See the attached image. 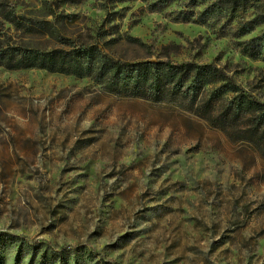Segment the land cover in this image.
<instances>
[{"label":"rangeland","instance_id":"1","mask_svg":"<svg viewBox=\"0 0 264 264\" xmlns=\"http://www.w3.org/2000/svg\"><path fill=\"white\" fill-rule=\"evenodd\" d=\"M186 2L0 6L40 17L51 5L70 31L111 27L128 59L171 45L174 61L215 63L264 103V61L244 55L224 21H175ZM0 264H264V154L175 105L0 67Z\"/></svg>","mask_w":264,"mask_h":264},{"label":"trees","instance_id":"2","mask_svg":"<svg viewBox=\"0 0 264 264\" xmlns=\"http://www.w3.org/2000/svg\"><path fill=\"white\" fill-rule=\"evenodd\" d=\"M144 1L150 2L151 11H161L177 0ZM204 2L189 0L174 13V20L204 25L224 21L223 30L229 28L223 33L237 39L240 51L264 61V29L248 38L264 27V0H214L198 10ZM3 6L1 24L9 29L4 32L0 26V67L90 78L117 96L175 105L232 141L240 140L264 154V103L241 89L217 64L176 62L171 45L161 47L158 55L128 59L118 51L122 38L111 35V27L83 32L74 24L77 30L70 31V22L61 17L64 11L58 13L51 5L43 8L40 17Z\"/></svg>","mask_w":264,"mask_h":264}]
</instances>
